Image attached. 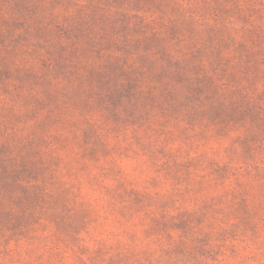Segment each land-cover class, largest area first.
I'll return each instance as SVG.
<instances>
[{
    "label": "rangeland",
    "instance_id": "obj_1",
    "mask_svg": "<svg viewBox=\"0 0 264 264\" xmlns=\"http://www.w3.org/2000/svg\"><path fill=\"white\" fill-rule=\"evenodd\" d=\"M0 264H264V0H0Z\"/></svg>",
    "mask_w": 264,
    "mask_h": 264
},
{
    "label": "trees",
    "instance_id": "obj_2",
    "mask_svg": "<svg viewBox=\"0 0 264 264\" xmlns=\"http://www.w3.org/2000/svg\"><path fill=\"white\" fill-rule=\"evenodd\" d=\"M246 114H248V112H246ZM259 114H260V113L258 112V120H259Z\"/></svg>",
    "mask_w": 264,
    "mask_h": 264
}]
</instances>
